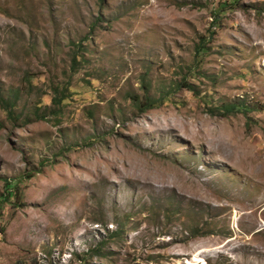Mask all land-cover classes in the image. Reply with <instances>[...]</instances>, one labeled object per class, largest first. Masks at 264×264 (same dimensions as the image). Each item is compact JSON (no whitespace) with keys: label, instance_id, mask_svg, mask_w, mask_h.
Here are the masks:
<instances>
[{"label":"rangeland","instance_id":"374dc122","mask_svg":"<svg viewBox=\"0 0 264 264\" xmlns=\"http://www.w3.org/2000/svg\"><path fill=\"white\" fill-rule=\"evenodd\" d=\"M236 1L0 0V94L70 92L0 106V264H264V0Z\"/></svg>","mask_w":264,"mask_h":264},{"label":"trees","instance_id":"16d2710c","mask_svg":"<svg viewBox=\"0 0 264 264\" xmlns=\"http://www.w3.org/2000/svg\"><path fill=\"white\" fill-rule=\"evenodd\" d=\"M102 1V0H100ZM236 5L237 1L234 0V2L232 3V5ZM224 5H220V8H217V13L224 11ZM97 20H99V17L97 18ZM210 34H212L210 32ZM82 44L76 46V49H80L82 46ZM206 51H208V48L206 46V39H201V41L195 45V57L197 59H202V57L204 55H206ZM77 57V55H76ZM76 57L73 56L71 58V69L75 70V66H77V60ZM199 60V61H200ZM198 63V62H197ZM181 84H178L179 86H184L186 87L189 91L194 92L191 84H189L188 82H186L185 78H182ZM149 87L150 85L145 82L142 83V89H143V94L142 96L136 97L134 95H129V99L132 100L134 107L142 112L145 113L153 108H155L158 104V102L160 101V97L154 98V96H150L149 94ZM52 90V97L50 100V106L51 107H35L32 111L31 116H25V117H21L18 114H16L14 107L15 104L17 102V97L16 96H12L10 98H5L0 94V106L1 108L7 113V117L8 119H10L11 121H19L21 119H23L22 121L24 123H30L31 121H47L48 120V116L54 117L52 119H56L58 118V116L60 115V111H61V107H62V103L64 100H66L69 95V86L65 85V86H53L51 88ZM214 109H218V111L220 110V113L222 114H230V113H234V112H243L244 114H247L248 111L250 110V108L241 102H237V103H233V104H221L218 106V108H214ZM1 128V126H0ZM5 186L7 187V192H6V196L10 197L13 196L15 197V192H16V186H12L9 182H5ZM2 199L0 200V203H2L4 201V196H1ZM117 233V232H116ZM117 235V234H115ZM100 246L95 249L92 250L94 252H100ZM83 264H86V261L84 260L82 262Z\"/></svg>","mask_w":264,"mask_h":264}]
</instances>
